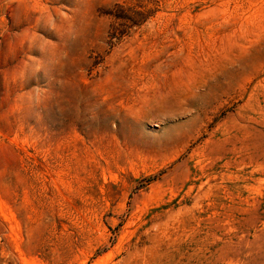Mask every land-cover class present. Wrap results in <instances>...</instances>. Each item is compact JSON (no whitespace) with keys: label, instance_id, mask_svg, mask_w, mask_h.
<instances>
[{"label":"rangeland","instance_id":"1","mask_svg":"<svg viewBox=\"0 0 264 264\" xmlns=\"http://www.w3.org/2000/svg\"><path fill=\"white\" fill-rule=\"evenodd\" d=\"M0 264H264V0H0Z\"/></svg>","mask_w":264,"mask_h":264},{"label":"clouds","instance_id":"2","mask_svg":"<svg viewBox=\"0 0 264 264\" xmlns=\"http://www.w3.org/2000/svg\"><path fill=\"white\" fill-rule=\"evenodd\" d=\"M44 12L46 13V24L49 30H55L56 24L52 12L51 11H44ZM37 40L40 41L39 44H37ZM23 43L24 46H27L30 49L29 56L31 57V60L39 59L37 55L31 54L33 50L41 54H44L50 50L49 46L53 45V42L49 38L45 37L44 34L41 32H34V33L30 32L28 37L24 39ZM41 71H43V65L42 63H37L35 64L31 75L37 77L38 73H40ZM26 79L27 76L24 73L20 82H23ZM21 100L23 103L27 105V107L30 110L33 108H37L45 103V90L39 85H34L31 88H25Z\"/></svg>","mask_w":264,"mask_h":264}]
</instances>
